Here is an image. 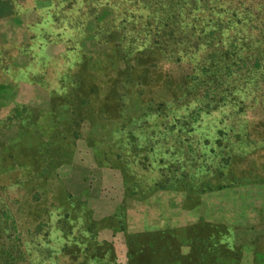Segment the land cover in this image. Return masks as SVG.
<instances>
[{"label":"rangeland","instance_id":"374dc122","mask_svg":"<svg viewBox=\"0 0 264 264\" xmlns=\"http://www.w3.org/2000/svg\"><path fill=\"white\" fill-rule=\"evenodd\" d=\"M77 1L107 63L0 105V264H123L198 227L199 264L221 239L264 264V0Z\"/></svg>","mask_w":264,"mask_h":264},{"label":"crops","instance_id":"0c3cea01","mask_svg":"<svg viewBox=\"0 0 264 264\" xmlns=\"http://www.w3.org/2000/svg\"><path fill=\"white\" fill-rule=\"evenodd\" d=\"M102 22L105 24L106 18L102 20L101 14L92 18L86 1L0 0V105L45 98L71 75H90L93 68L101 67L102 62L105 65L108 40L101 34ZM198 228L191 235L181 231L174 243L148 248L115 245L116 261L199 264V243H193L199 240ZM222 241L228 256L217 255L214 264H236L235 241L231 246ZM94 255L87 258V264H113ZM75 264L83 263L77 260Z\"/></svg>","mask_w":264,"mask_h":264}]
</instances>
